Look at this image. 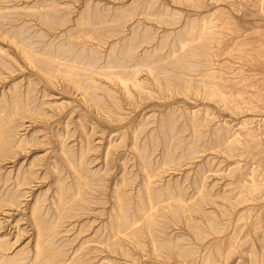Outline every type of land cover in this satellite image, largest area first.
<instances>
[{"label": "rangeland", "instance_id": "rangeland-1", "mask_svg": "<svg viewBox=\"0 0 264 264\" xmlns=\"http://www.w3.org/2000/svg\"><path fill=\"white\" fill-rule=\"evenodd\" d=\"M204 2L0 0V264H264V0Z\"/></svg>", "mask_w": 264, "mask_h": 264}, {"label": "bare ground", "instance_id": "bare-ground-1", "mask_svg": "<svg viewBox=\"0 0 264 264\" xmlns=\"http://www.w3.org/2000/svg\"><path fill=\"white\" fill-rule=\"evenodd\" d=\"M211 2H217L218 0H210ZM221 2V1H220ZM259 2H261V1H259ZM184 4L185 5H187V6H191V7H194V8H200L201 6H204L205 5V2H204V0H184ZM264 4V3H263ZM260 5H261V3H260ZM264 6V5H263ZM264 8V7H263ZM203 19V18H202ZM224 20V19H223ZM200 26V30L198 31V33H197V38L196 39H200V40H203V39H206L207 37H209L210 39L211 38H214V33L216 32L217 33V30L216 31H213V33L210 31V33H208V29L206 28V22H203V23H201V25H199ZM222 27V26H221ZM210 29V28H209ZM240 33V32H239ZM207 34H209V35H207ZM232 35V34H231ZM223 38H224V36H222ZM230 38V37H229ZM240 41V40H239ZM241 42V41H240ZM234 44V43H233ZM217 46H218V42H217ZM214 47V46H213ZM219 47H220V45H219ZM239 47V46H238ZM211 48V47H210ZM229 48H231V47H229ZM223 51H225V50H223ZM215 52V51H214ZM230 52V51H229ZM209 53H211L210 52V50H209ZM208 53V54H209ZM226 53V52H225ZM228 53V52H227ZM208 56V55H207ZM232 56V55H231ZM236 58V57H235ZM121 80L123 81V82H125L126 81V79L124 78H121ZM9 206H13V204H11V203H9L8 204ZM1 207V206H0ZM11 208V207H10ZM2 228V227H1ZM0 228V229H1ZM37 233H38V235L39 234H41V231H40V229H38L37 230ZM39 248H40V245H39V243H37V248H36V257H38L39 256ZM1 254H2V251L0 250V256H1Z\"/></svg>", "mask_w": 264, "mask_h": 264}]
</instances>
